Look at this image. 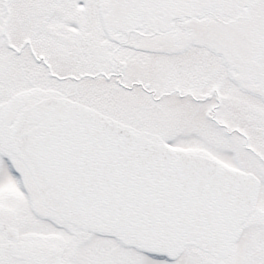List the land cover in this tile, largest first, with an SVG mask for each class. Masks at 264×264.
Returning <instances> with one entry per match:
<instances>
[{
	"label": "snow or ice",
	"instance_id": "1",
	"mask_svg": "<svg viewBox=\"0 0 264 264\" xmlns=\"http://www.w3.org/2000/svg\"><path fill=\"white\" fill-rule=\"evenodd\" d=\"M0 264H264V0H0Z\"/></svg>",
	"mask_w": 264,
	"mask_h": 264
}]
</instances>
